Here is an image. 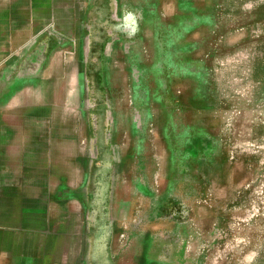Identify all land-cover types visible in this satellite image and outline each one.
<instances>
[{
  "label": "rangeland",
  "instance_id": "rangeland-1",
  "mask_svg": "<svg viewBox=\"0 0 264 264\" xmlns=\"http://www.w3.org/2000/svg\"><path fill=\"white\" fill-rule=\"evenodd\" d=\"M51 6L83 142L2 175L12 264H264V0Z\"/></svg>",
  "mask_w": 264,
  "mask_h": 264
},
{
  "label": "crops",
  "instance_id": "crops-1",
  "mask_svg": "<svg viewBox=\"0 0 264 264\" xmlns=\"http://www.w3.org/2000/svg\"><path fill=\"white\" fill-rule=\"evenodd\" d=\"M53 1L43 0L42 6H36V0H0V224L19 222L11 218L17 213L12 210L3 216L4 207L16 206V201L3 194L14 188L2 182V175L12 166L42 158L64 172L67 159L80 157L76 152L83 142L82 110L76 108L72 96L82 72L72 58L58 57L60 47L42 56L35 52V46H48L35 37L60 12L59 6H51ZM36 142L44 145L42 151L35 148ZM39 207L38 211L44 210ZM10 251L0 246V264H12Z\"/></svg>",
  "mask_w": 264,
  "mask_h": 264
}]
</instances>
